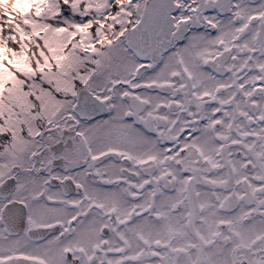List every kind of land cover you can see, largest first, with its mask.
Listing matches in <instances>:
<instances>
[{"label":"snow or ice","instance_id":"snow-or-ice-1","mask_svg":"<svg viewBox=\"0 0 264 264\" xmlns=\"http://www.w3.org/2000/svg\"><path fill=\"white\" fill-rule=\"evenodd\" d=\"M0 264H264V0H0Z\"/></svg>","mask_w":264,"mask_h":264}]
</instances>
